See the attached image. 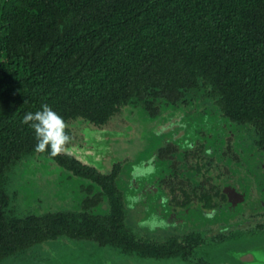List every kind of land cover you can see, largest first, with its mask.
<instances>
[{
	"label": "flooded vegetation",
	"instance_id": "obj_1",
	"mask_svg": "<svg viewBox=\"0 0 264 264\" xmlns=\"http://www.w3.org/2000/svg\"><path fill=\"white\" fill-rule=\"evenodd\" d=\"M178 78L63 118L56 157L0 148V264H231L220 246L264 234L260 124Z\"/></svg>",
	"mask_w": 264,
	"mask_h": 264
},
{
	"label": "trees",
	"instance_id": "obj_2",
	"mask_svg": "<svg viewBox=\"0 0 264 264\" xmlns=\"http://www.w3.org/2000/svg\"><path fill=\"white\" fill-rule=\"evenodd\" d=\"M182 75L264 132V0H0V148L36 147L43 104L90 119Z\"/></svg>",
	"mask_w": 264,
	"mask_h": 264
},
{
	"label": "clouds",
	"instance_id": "obj_3",
	"mask_svg": "<svg viewBox=\"0 0 264 264\" xmlns=\"http://www.w3.org/2000/svg\"><path fill=\"white\" fill-rule=\"evenodd\" d=\"M41 109L35 113H25L21 124L28 125L34 130L36 138L35 150L38 153H44L50 149V156L56 157L67 151L66 146L71 140L67 133L68 126L63 117L48 104H43ZM160 223L163 225V221Z\"/></svg>",
	"mask_w": 264,
	"mask_h": 264
},
{
	"label": "water",
	"instance_id": "obj_4",
	"mask_svg": "<svg viewBox=\"0 0 264 264\" xmlns=\"http://www.w3.org/2000/svg\"><path fill=\"white\" fill-rule=\"evenodd\" d=\"M90 251L95 252L93 255L96 259L103 256L102 251L97 247H89ZM220 251L225 250L224 261L231 264H264V234H258L248 239H238L225 246H220ZM92 256V257H93ZM222 261L220 259H217ZM113 264V261H109Z\"/></svg>",
	"mask_w": 264,
	"mask_h": 264
},
{
	"label": "rangeland",
	"instance_id": "obj_5",
	"mask_svg": "<svg viewBox=\"0 0 264 264\" xmlns=\"http://www.w3.org/2000/svg\"><path fill=\"white\" fill-rule=\"evenodd\" d=\"M100 259H101V258H100ZM103 259L106 260L107 258H104V257H103ZM108 259H109V258H108ZM111 260H112V259H111ZM112 261H113V260H112ZM113 263H114V262H113Z\"/></svg>",
	"mask_w": 264,
	"mask_h": 264
}]
</instances>
